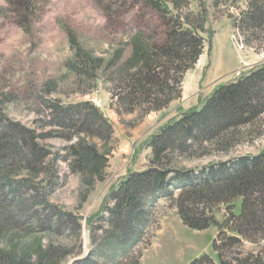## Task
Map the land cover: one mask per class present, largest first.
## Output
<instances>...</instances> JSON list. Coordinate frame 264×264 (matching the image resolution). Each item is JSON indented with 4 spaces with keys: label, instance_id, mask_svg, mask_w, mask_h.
Masks as SVG:
<instances>
[{
    "label": "rangeland",
    "instance_id": "rangeland-1",
    "mask_svg": "<svg viewBox=\"0 0 264 264\" xmlns=\"http://www.w3.org/2000/svg\"><path fill=\"white\" fill-rule=\"evenodd\" d=\"M152 1L167 7L173 15L179 13L183 18L188 15L194 26L203 25L206 32H212V37L196 65L184 75L181 98L166 109L148 115L140 110L132 114L118 113L111 88L114 68L123 66L131 58L134 44L159 45L167 38L169 29L163 19L164 13H158L149 1L37 0L28 20L20 19L18 13L0 12V126L18 125L35 132V142L49 153L43 166L38 167L39 177L22 170L13 180L31 187L38 198L35 202L46 199L50 206L76 216L81 226L80 231L67 226L62 233L45 232L34 221L30 227L38 233L26 237L27 228L24 227L18 234L23 253L32 252L39 244L45 250H62L65 259L60 264H76L90 254L95 262L105 264L101 255L94 253L92 241L91 248H86V232L103 213L110 192L130 174L143 172L151 166V138L182 114L201 107L219 87L264 64V27L248 28L246 14L251 12L250 1L187 0L178 10L174 0ZM0 8H8L6 0H0ZM70 36L75 39V45ZM201 36L209 38L208 33H201ZM84 52L103 62L95 77L90 73L85 75V68L91 67L77 63V57ZM118 56L121 58L113 68ZM76 68L81 69L77 72ZM84 102L98 108L111 125L112 134L108 140L73 134L66 139L51 125L48 105ZM78 142L93 147L103 158L98 176L91 171H73L67 150ZM263 151L264 125L255 129L251 136L242 137L240 144L227 155L212 149L206 157L170 158L173 168L186 172ZM55 172H58L57 177ZM170 190L176 197L179 191L176 185ZM148 202L151 217L144 238L123 264H133L135 259L138 264H190L202 255L215 257L212 246L218 229H190L182 222L170 198L159 195ZM30 204L28 209H31ZM37 208L30 210L31 213ZM238 210L239 201L235 213ZM227 214L226 207L221 206L215 216L223 223ZM2 218L0 214V221ZM90 236V239L94 237L92 232ZM99 237L95 235L96 244L100 242ZM244 250L255 249L245 244Z\"/></svg>",
    "mask_w": 264,
    "mask_h": 264
},
{
    "label": "trees",
    "instance_id": "trees-1",
    "mask_svg": "<svg viewBox=\"0 0 264 264\" xmlns=\"http://www.w3.org/2000/svg\"><path fill=\"white\" fill-rule=\"evenodd\" d=\"M36 1L6 0L8 8H0V12L18 13L20 19L28 20ZM147 1L158 13H164L163 19L169 29L167 38L159 45L138 42L123 66L114 68L121 56L112 64L115 79L111 91L118 113L132 114L140 110L148 115L179 100L184 75L196 65L206 45H210L212 32H206L203 25L194 26L188 15L184 18L179 13L173 15L167 7ZM186 1L174 0L173 4L178 10ZM248 1L251 11L246 14L248 28L261 29L264 27V0ZM201 33H208L209 38H203ZM70 41L72 45L76 44L73 36ZM77 61L91 67L85 68V75L90 73L92 77L103 63L85 52L77 57ZM48 110L52 115L51 125L62 132L63 138L70 139L73 134L106 141L111 137V125L90 102L68 106L50 104ZM262 125L264 64L219 87L201 107L182 114L151 138V166L124 178L110 192L103 213L91 223L94 253L101 255L105 264H123L143 240L150 223L148 201L160 195L171 199L182 222L190 229H218L212 246L215 257L202 255L190 264H264V151L231 157L186 172L173 168L170 158L206 157L212 149L227 155L240 144L242 137L251 136ZM34 136L35 132L18 125L0 126V214L3 216L0 221V264H60L65 259L62 250H45L39 244L32 252H22L18 234L24 227L27 228L26 237L38 233L30 227L34 221L45 232L62 233L67 226L77 231L81 229L76 216L50 206L44 198L35 202V191L23 182L13 180V176L22 170L28 175L40 176L38 167L43 166L49 153L35 142ZM67 152L73 171L100 174L103 158L93 147L78 142ZM57 174L55 172V177ZM175 185L179 190L176 197L170 190ZM237 201L239 210L235 213ZM29 202L31 209H28ZM221 206L228 211L223 223L215 216ZM34 207H38L37 211L31 213ZM95 235H100L98 244ZM245 244L255 250L245 251ZM92 257L90 254L76 264H99ZM133 264H138V260L135 259Z\"/></svg>",
    "mask_w": 264,
    "mask_h": 264
},
{
    "label": "water",
    "instance_id": "water-1",
    "mask_svg": "<svg viewBox=\"0 0 264 264\" xmlns=\"http://www.w3.org/2000/svg\"><path fill=\"white\" fill-rule=\"evenodd\" d=\"M90 235H91V231L88 230L86 232V239H85V245H86V248L87 249H90L91 248V239H90L91 236Z\"/></svg>",
    "mask_w": 264,
    "mask_h": 264
}]
</instances>
